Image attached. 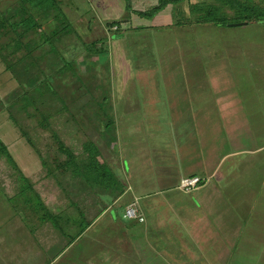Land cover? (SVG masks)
I'll return each instance as SVG.
<instances>
[{"label":"crops","instance_id":"0c3cea01","mask_svg":"<svg viewBox=\"0 0 264 264\" xmlns=\"http://www.w3.org/2000/svg\"><path fill=\"white\" fill-rule=\"evenodd\" d=\"M148 1L153 2L131 0V7L134 11H147L152 8L146 4ZM88 3L96 13L94 27L102 35L106 25L119 21L126 10L124 0H88ZM200 3L204 1L190 0L179 6L190 12V8ZM156 4L157 1L153 6ZM178 7L167 6L152 20L131 15L130 20L136 26H130L139 29L132 28L130 32H153L152 25L156 26L160 17L165 20L166 12L175 10L176 15ZM164 30L167 36L172 28ZM127 65L116 69L115 85L110 86L109 92L122 108H111L108 114L100 111L107 122L114 123L115 112L121 113L120 141L116 125L113 143L108 137L105 140L114 152L106 147L111 160L120 153L128 159L125 167L120 163L114 167L108 164L122 188L120 195L109 197L112 205H107L102 214L88 223L79 214L82 221L74 224V217L71 226L59 224L60 214L51 213L46 205L56 223L47 218L38 221L34 216H30V221L23 218L12 209L16 205L12 197L10 204L7 202L10 198L3 200L5 188L0 187V264H54L60 253L76 248L81 256L90 250V264H264V250L263 254L257 251L264 244L263 218L259 225L254 220L257 210L263 209L260 213H264V205L258 204L264 203V145L260 144L264 142V125L260 118L262 128L257 129V102L244 100L243 106L250 110L246 121L232 108L242 107L241 102L223 97L211 99L206 94V85H198L202 79L187 68L184 71L178 68L180 71L175 72L181 76L169 81L163 75L173 69L154 71L153 64L147 69L142 68L143 64L137 65V69ZM149 74L161 76L162 82H156ZM139 79L152 82L134 84ZM160 88L166 90L165 97H153ZM106 101L101 102L102 108H107ZM110 107L114 105L110 103ZM93 117L97 119V114ZM91 128L89 125L87 134L99 151L94 141L96 132ZM5 132H0V141L35 191L44 178V163L29 140L21 138L22 133ZM187 177L200 178V188L192 193L177 190L180 180ZM6 188L13 192V185ZM135 200L144 218L142 224L122 219L125 208ZM115 205L117 211L113 212ZM106 214L109 216L104 217ZM81 223L87 224L82 233ZM101 224L100 231L95 230ZM75 227L77 234L71 236ZM97 250L100 257L95 256ZM72 264L78 263L73 260Z\"/></svg>","mask_w":264,"mask_h":264},{"label":"rangeland","instance_id":"374dc122","mask_svg":"<svg viewBox=\"0 0 264 264\" xmlns=\"http://www.w3.org/2000/svg\"><path fill=\"white\" fill-rule=\"evenodd\" d=\"M27 1L0 0V20H6L5 26L0 29V120H3L0 122V132L10 131L11 135L22 133L21 138L24 136L29 140L30 146L45 165L44 178L35 187L37 193L31 188L20 194L22 186L20 172L13 170L5 158L0 156V187L1 190L5 188L2 190V198L5 201L10 198L7 201L10 204L12 197L16 204L14 207L12 205V209L20 213L23 218L30 221V216H34L41 221L39 219L47 218L51 211L60 214L59 224L72 226L74 217V224L82 221L79 214L83 215L84 223H88L97 214H102L101 212L107 209V205H112L109 197H116L120 193L119 187L108 179L104 182L101 179L97 180L98 182L91 180L93 187L86 184L83 176L85 171L82 170L80 175L73 172L74 163L68 159L65 151L72 153L79 166L84 168L87 164V156L83 147L91 140L87 134L91 125V130L96 132L97 137L94 141L99 146V153L102 156L99 162L101 164L105 162L107 166L109 164L113 167L116 163L124 167L127 165L128 159L121 153L117 157H112V160L106 154V147L112 152L110 148L112 143L108 145L105 140L108 137L111 141L109 137L114 135V127L104 132L101 130L109 123L105 119V114L111 113V108L119 110L121 107L114 97L111 98L109 92L110 86L115 85L113 80L116 69L125 67L126 64H128L127 68L130 66L135 69L137 65L142 64L143 69L153 64L154 71H158V68L173 69L172 72L163 75L168 77L169 81L181 76L175 72L180 71L178 68H182L183 71L187 68L189 73L202 79V81L198 80V85L200 83L206 85V94L211 99L223 97L233 99L237 103L241 102L242 107L232 108L234 110L236 108V114L246 121L250 110L249 107L243 106V102L245 99L256 101L255 114L257 120L259 119L257 129L262 128L260 118L264 125V23L251 21L246 25L235 27L230 24L227 28L201 26L196 23L203 19V12L211 5L221 8L224 16H227V13L232 14L229 7L222 8L217 0H202L204 3L198 5L201 8L200 15L181 10L183 6L179 4L176 15H174L175 10H172V13L166 12L168 15L165 20L160 17L155 23L156 26L152 25L153 32L143 34L139 33L142 31L130 32L132 28H136L132 26L130 30L125 31L129 25L136 26L128 20L129 24L121 23L119 29L117 26L104 27L102 35L100 29L94 27L96 23L93 20H96V13L88 0H58L60 2L58 7L68 18V22L73 24L76 32L61 34L58 41L52 37L56 48L53 50L50 43H44L43 39L44 35H50L52 30H56L57 21L53 17L57 15V9L53 5L47 7L49 5L46 3L50 0H40L39 6L30 5L28 9L24 6ZM156 1H148L149 3L146 4L153 8ZM237 1H247L251 5L264 7V0ZM131 10L134 11L132 7ZM125 15L126 10L120 20L126 19ZM88 17L92 20H88ZM99 18L97 15V19ZM30 19H35L42 25L44 35L28 28L24 20ZM187 19L190 21L184 24ZM14 22L18 24L12 28ZM175 22L183 24L176 26ZM167 27H171L172 31L166 36L164 32L167 30L164 28ZM117 32L122 35L114 38ZM134 33L138 35L134 36ZM164 34L165 36H162ZM160 36L162 38H159ZM90 43L95 46L88 50L85 45ZM104 46H106V54L97 55V49ZM61 58L68 62V68L62 67ZM149 75L156 82L161 80L159 75ZM48 80L55 88L54 93L45 88ZM138 82L147 84L152 81L139 79L135 80L134 84ZM21 85H25L26 88ZM141 88L145 89L142 85ZM165 95L166 90L164 92L160 88L153 97L164 98ZM141 97H150V95ZM103 98L107 100H105L108 104L107 108L101 107ZM110 103L114 107H110ZM95 114L97 119L93 117ZM120 115V111L118 114L115 112L114 120L117 122H112L116 125L119 141L122 131L119 132L122 126V122L118 121ZM76 118L81 121H77ZM4 123L9 126L5 127ZM161 124L165 125V123ZM260 144L264 145V142ZM9 185H13V192L12 189L10 191L6 188ZM258 204L264 205V203ZM116 208L115 205L112 211L116 212ZM262 211L263 209L257 210L254 216L258 225L261 217L264 225V213H260ZM107 216L109 215L106 214L104 217ZM33 220L32 224L35 226L36 218ZM119 221L125 223L121 218ZM103 224L95 230L100 231ZM76 227L74 232H71V236L77 234ZM259 232L258 230V234ZM78 249L60 253L55 257L54 264H72L73 260L78 264H90V250L87 249L89 253L86 252V255L81 256ZM263 250L264 244L261 243L257 251L263 254ZM95 256H101L100 250H97Z\"/></svg>","mask_w":264,"mask_h":264},{"label":"trees","instance_id":"16d2710c","mask_svg":"<svg viewBox=\"0 0 264 264\" xmlns=\"http://www.w3.org/2000/svg\"><path fill=\"white\" fill-rule=\"evenodd\" d=\"M32 1L37 2V3H33ZM124 1L126 3V15H125L126 19H124L123 21H120L118 23H114V22L109 23L106 25L107 28H112L114 26H117V29H119L121 23L122 24L127 23V25H128L129 22H127V21L130 20L131 15H135V16H137L141 19H145V20H152L157 14L162 12L167 6L171 5L172 7H176L179 4H181L183 2H189L190 0H157L156 6H154L153 8H151L145 12L132 11L131 10V0H124ZM217 1H219V4L223 6L222 8L229 7V9L232 11V17L229 18L228 15L224 16L221 8L215 7L214 5H211V6L207 7V9L203 12V19L197 21L196 24H207L208 26H212L213 28H227V27H229L230 24H233V23H236V24L249 23L251 21H258V22L264 23V7L251 5L247 1H245V2H239L237 0H217ZM27 2L29 4L26 3V4H24V6L27 7L28 9L31 6H35L34 4L39 6V3H41L40 0H28ZM46 4L49 5L47 7H50L53 5L57 9V15L55 17H53V19L55 21H57L56 30H52V33L50 35L46 36L42 33V31H43L42 25H40L35 19L34 20L30 19L27 21L24 20V23L27 24V26L30 30L35 31V32L39 31L41 34H43L44 35L43 42L46 44L50 43L51 49L55 50L56 48H54L52 37H54V39H56L58 41L61 38V34H65V33L68 34L70 32L74 33L76 31L74 30L75 28H74L73 24L70 21L68 22V20H67L68 18H66V16L63 14L61 9L58 7V4L60 5V2H58V0H50ZM44 5H45V3L43 4V6ZM200 10H201L200 6H195V7L190 8V12H192L193 14H199L200 15V12H201ZM176 14H177V12H176ZM174 15H175V13H174ZM189 21L190 20H188V19L185 20L184 24H187ZM4 22H6V20H0V29H2L5 26ZM17 24L18 23L14 22V24H12V28H13V26H16ZM178 24H179V26H181L183 23L178 22ZM130 28H131V26L129 25L128 29H125V31L129 30ZM115 34L116 35L114 36V38L121 37V35H122L119 32H117ZM103 39H105V38H103ZM104 42H106V40H104ZM93 46H95L93 43H90V45H85V47L88 50H90V48H93ZM105 47L106 46H104V48L97 49L98 50L97 55L106 54ZM58 54H60V53H58ZM60 61L62 63V67H64V68L66 66H67V68L69 67L68 62H66L63 58H61ZM58 71H59V69H58ZM55 74H57V76H59L58 73H55ZM21 86L23 88H26L25 85H21ZM45 88L47 90H49V92L54 93V91H55L53 84L49 80H48V83L46 82ZM104 101H105V99H103V102ZM112 126L114 127V124L112 122H109L106 125H104V127L101 130H102V132L107 131ZM113 139L114 138L111 137L110 143H113V141H114ZM83 148H84V152L86 153V156H87V164L85 165L84 168H81L79 166V164L76 162L75 156L72 155V153L64 150L67 154L68 159L70 161H72V163H74V165H73L74 168L72 171L79 174V173H82V170H84L85 171V173L83 174L84 180L86 181V184L89 183L91 186H93L91 184V180L98 182L97 180L101 179V181L104 182L105 179H108L110 182L112 181V183H115L119 187V192L121 193L122 188L119 185L120 183L117 182L118 180L116 179L113 172L110 170V168L106 164H104L105 162L103 164L100 163L102 156L100 155L96 146L91 141H88V143ZM0 156L5 158L6 162H8V164L11 165L13 170L19 172L15 163L13 162L11 156L7 152L6 147L2 144L1 141H0ZM105 177H107V178H105ZM20 181L22 182L20 194H24L27 191V189L32 188L27 183L26 179L22 175L20 177ZM120 193H119V195H120ZM47 219L50 220V222L54 221L56 223V218L52 217L51 215H49L47 217ZM86 227H87V224L83 225V227L81 229V233L86 229Z\"/></svg>","mask_w":264,"mask_h":264},{"label":"built area","instance_id":"2783aa9c","mask_svg":"<svg viewBox=\"0 0 264 264\" xmlns=\"http://www.w3.org/2000/svg\"><path fill=\"white\" fill-rule=\"evenodd\" d=\"M202 185V180L198 177H187L180 180L177 190L182 193H192L196 191ZM122 219L126 221H134L139 224L144 222V218L138 207V203L135 200L128 205L122 215Z\"/></svg>","mask_w":264,"mask_h":264},{"label":"water","instance_id":"95a60500","mask_svg":"<svg viewBox=\"0 0 264 264\" xmlns=\"http://www.w3.org/2000/svg\"><path fill=\"white\" fill-rule=\"evenodd\" d=\"M240 25H246V23H244V24H231L230 26H240Z\"/></svg>","mask_w":264,"mask_h":264}]
</instances>
